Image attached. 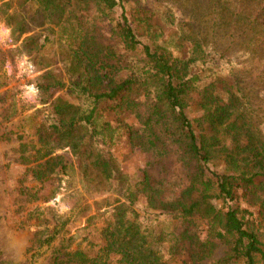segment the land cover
Instances as JSON below:
<instances>
[{
    "label": "trees",
    "instance_id": "16d2710c",
    "mask_svg": "<svg viewBox=\"0 0 264 264\" xmlns=\"http://www.w3.org/2000/svg\"><path fill=\"white\" fill-rule=\"evenodd\" d=\"M126 1L0 0V23L14 43L21 39L15 53L41 71L35 99L47 109L46 119L32 121L41 144L21 143L19 159H44L39 179L74 170L85 195L75 205L104 208L88 245L68 249L73 237H63L54 263L164 264L185 249L189 264H199L221 243L217 264H264V0H157L163 23L175 28L166 37L151 15L131 20ZM90 8L108 18L113 45L100 41L98 23L83 20ZM124 133L159 161L175 155L186 182L165 167L160 181L147 170L136 180L121 173L99 143ZM65 148L73 162L54 154ZM146 209L186 225H148L140 219ZM64 222L41 242L60 235Z\"/></svg>",
    "mask_w": 264,
    "mask_h": 264
},
{
    "label": "rangeland",
    "instance_id": "374dc122",
    "mask_svg": "<svg viewBox=\"0 0 264 264\" xmlns=\"http://www.w3.org/2000/svg\"><path fill=\"white\" fill-rule=\"evenodd\" d=\"M126 7L131 20L134 17H141L143 13L151 15V23L161 25L164 37L175 29L174 26L163 23L161 19L163 9L157 0H127ZM120 12V8L117 7L113 17L117 18ZM83 16L87 24L98 23L100 26L98 35L102 43L113 45L116 42L117 39L111 36L107 17L99 16L92 8L84 11ZM20 41L14 43L10 37V29L0 23V264H55L54 255L58 254L60 244L65 242L63 237L65 239L73 237L68 242V249H74L77 245L81 247L88 245L85 236L88 238L92 236V233H88L93 226L91 224L102 223L104 217L97 215L104 208L97 213L93 207L83 211L79 208L81 205H75L76 200L81 198L80 204L85 195L80 191L81 185L74 170H67L68 174L65 175L53 173L49 179L44 180L34 175V170L40 168V164H44V159L28 163L20 161V144L27 142L38 147L44 135L43 132L36 130L32 121L39 123L46 119L47 115V109L35 99V78L41 71L35 68L27 55L15 53V47ZM115 49L123 52L121 46ZM127 56L133 62L141 57L133 53H128ZM55 65L59 66L60 63L52 66ZM58 93L64 94V90ZM66 97L75 101L68 95ZM195 115L197 114H192L193 117ZM123 117L127 123L138 126L132 114H125ZM117 118L122 119V115L110 117L115 120ZM99 147L105 155L113 157L121 173L131 176L133 180L147 170L152 180L160 181L164 176L163 167L170 170L167 176L176 179L180 184L187 180L185 168L177 161L175 155H169L159 161L150 152L132 146L125 133L115 141H101ZM54 154H63L69 161L74 160L66 148L57 150ZM161 185L168 187L167 182ZM101 194H94V199L100 200V197L105 195ZM87 202L91 203L92 199ZM42 208L44 211H41ZM94 213L97 218L86 221V218ZM140 219L148 225L161 222L166 227L177 230L186 225L148 209L140 211ZM41 220H47V228H44ZM59 221H65L61 234L48 245L42 243L41 240ZM190 225L204 234L205 225L202 219L194 218ZM224 250L225 246L218 243L213 253L199 264H217L216 260L223 255ZM189 262L186 250L178 249L174 258L166 260L164 264ZM110 264L119 263L111 261Z\"/></svg>",
    "mask_w": 264,
    "mask_h": 264
}]
</instances>
